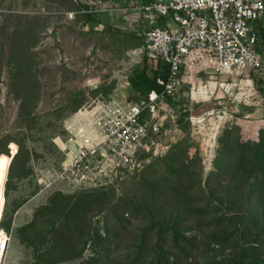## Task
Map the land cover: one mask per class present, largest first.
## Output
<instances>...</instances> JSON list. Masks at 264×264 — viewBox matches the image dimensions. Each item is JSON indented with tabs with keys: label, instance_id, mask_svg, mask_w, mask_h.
<instances>
[{
	"label": "rangeland",
	"instance_id": "rangeland-1",
	"mask_svg": "<svg viewBox=\"0 0 264 264\" xmlns=\"http://www.w3.org/2000/svg\"><path fill=\"white\" fill-rule=\"evenodd\" d=\"M100 2L106 7L94 0H0V156L23 148L10 172L3 166L5 192L0 174V221L11 233L2 264L50 261L66 250V231L77 246L56 264H264V173L236 163L239 144L258 141L264 128V74H221L210 58L194 54L179 92L193 102L194 118L157 137L136 172L101 189L44 186L64 158L74 114L101 98L136 94L129 78L144 66L142 19L130 1ZM85 3L98 22L84 20ZM49 122L54 127L45 129ZM83 194L106 201L83 207L80 228L72 223L69 230L75 215L65 199L71 205ZM110 202L121 206L117 212ZM54 203L58 211L37 216ZM155 221L169 230L158 235ZM26 226L30 243L20 234Z\"/></svg>",
	"mask_w": 264,
	"mask_h": 264
},
{
	"label": "built area",
	"instance_id": "built-area-1",
	"mask_svg": "<svg viewBox=\"0 0 264 264\" xmlns=\"http://www.w3.org/2000/svg\"><path fill=\"white\" fill-rule=\"evenodd\" d=\"M123 1H130L129 8L142 19L139 52L147 55V72L160 88L139 99L111 95L76 112L66 124L64 158L44 186L64 182L81 190L100 188L140 166L156 138L178 128L182 112L189 111L185 120L194 118L192 106L174 103L194 54L210 58L221 74L264 65V0ZM170 20L177 26L171 27ZM160 63L168 66L167 77L156 76ZM0 231L3 262L11 233L1 221Z\"/></svg>",
	"mask_w": 264,
	"mask_h": 264
},
{
	"label": "trees",
	"instance_id": "trees-1",
	"mask_svg": "<svg viewBox=\"0 0 264 264\" xmlns=\"http://www.w3.org/2000/svg\"><path fill=\"white\" fill-rule=\"evenodd\" d=\"M145 2H149L151 0H144ZM100 0H94V4L93 6H97L99 7V3ZM128 3V1H123L122 4H126ZM90 8H92V5L91 4H83V9H84V12L82 13V16L84 18V20L86 22H98V19L96 18V13H94V11H92ZM139 35L141 36V33H139ZM142 37V36H141ZM260 38H261V42L262 44L264 45V28L260 30ZM145 57H144V60H143V64L144 66H142V68L136 72L135 74H133L132 76H130L129 78V82L130 84L133 86L134 88V91L136 92V94H132V95H129L130 97L132 98H135V99H139L141 97H144L148 94V92L152 89V88H160L158 87L157 85V81L155 78H152L147 70H148V64H147V55L144 54ZM247 72H249L250 75L254 74L255 76L257 74H264V65L258 69H248V70H245ZM244 71V72H245ZM167 72H168V66L166 64H163V63H160L158 68L155 70V74L156 76L158 75H162L163 77H167ZM255 80V79H254ZM186 83V82H184ZM184 85V84H183ZM183 85L182 87L180 88L179 92L182 90L183 88ZM260 91L264 94V84L262 85H259L258 86ZM27 95L25 94V96H23V99H26ZM25 101V100H24ZM23 101V102H24ZM173 101V100H171ZM174 103L176 105H184V104H187L189 106H194L192 103L193 102H189L188 101V98H185V97H182L180 95V93H178V99L176 101H174ZM82 104V99L81 100H78L76 101L75 103L72 104L71 106V110L72 111H76ZM25 114H29L30 112L28 111L27 112V108H25L24 112ZM189 114V111L188 112H182L180 114V117H179V126L178 127H181L183 126V124L188 121V120H185V116H187ZM30 118H32L31 116H28ZM37 121L34 120L33 123H36ZM55 124H53L52 122H49L46 124L45 126V129L47 128H53ZM33 126H31L32 128ZM35 127V126H34ZM44 131V128L43 130ZM167 133V134H172L174 132V129H170V130H166L164 131L162 134L164 133ZM161 134V135H162ZM12 143H15V142H11ZM22 150L23 148H21L20 150H17L16 151V147L13 146V154L11 155L10 153L6 154L7 157L5 156H0V164L2 166H0V174L3 178V191L5 192V186H6V182H7V179H6V176H7V169L3 166H7L9 165V172L10 170H12L14 164L16 163V161L18 160V157L19 155L22 153ZM238 157L236 159V163L241 167L243 168L246 172H253V171H261L264 173V128H261L260 129V138L258 141H248V142H245V143H240L239 146H238ZM147 152L143 153L142 154V161L144 162V160L147 158L148 154ZM28 156H29V151H28ZM12 161V162H11ZM9 163V164H8ZM11 165V166H10ZM138 167H136L134 170L135 172L138 170L137 169ZM132 170V171H134ZM132 171H128L126 172L125 174L127 176H129L131 174ZM8 172V174H9ZM134 172V173H135ZM8 178V176H7ZM101 188H105L104 187H100V188H94V189H101ZM187 188H190V187H187ZM94 189H91V190H94ZM187 193V191H186ZM6 194V193H5ZM197 196H199V199H202V196H201V192L198 191L195 193ZM77 195V194H76ZM76 195H73V196H68V195H65L66 198H69V197H76ZM106 201L105 199H99V198H96V199H89V196L88 194H83L82 196L80 195V197H76V200L74 202H71V205H70V202L66 201L65 199V204L70 206L68 209H69V212L70 214L72 215H75V217L73 218H68V222H67V227H69V230H71V224L72 223H75V225L72 227V229L75 227V228H78V226L81 225L80 221L82 220L81 219V215H79L81 213V210L84 209L83 207L85 206H88V208L92 205H95V204H101L102 202ZM210 202H211V199H210ZM58 203H54V205H51L50 206H44V207H41L40 209L37 210V216L42 214V215H49L50 213H55L56 211H58L55 207H58L57 205ZM207 206H212V207H217L216 205L214 204H209L207 203L206 204ZM109 207H111V212H114L115 211L117 212L118 209L121 207L120 205L116 204V203H113V202H110V205ZM219 211V210H218ZM69 214V215H70ZM78 215V216H77ZM221 221H223L224 219V216H222L221 218H219ZM77 221V223H76ZM154 225H156L158 227V232L160 235L161 233L163 232H166L168 231L169 229V226H163L161 225L160 222L158 221H155L154 222ZM4 227V226H3ZM29 227L30 226H26V227H22L20 229V234L22 235V237H26V240H28V242L30 243V238L28 237L27 235V232L29 230ZM80 228V227H79ZM78 228V229H79ZM68 230V231H69ZM60 231L56 230L54 228V231H52V233L54 234L53 237L51 238L52 241H54V245L55 246H58V243H59V240L58 238L56 237H61V236H58ZM70 236L69 232H65V234L63 235L62 239L66 242H64L65 244V249L62 253H57L55 257L51 258L50 261H45L41 258H38L37 260L34 261L33 264H56V263H60L61 261H65V260H70L72 256L70 257H67V252H71L72 249L73 251L75 250L76 246H77V242H69L67 241V237ZM93 238L95 240H97L98 242H101L103 240H108V238L106 237H101V236H97L96 234H94ZM62 240V241H63ZM161 249V248H160ZM81 252V251H80ZM163 251L161 250L160 252V255L161 257L159 259H163ZM100 255V254H99Z\"/></svg>",
	"mask_w": 264,
	"mask_h": 264
},
{
	"label": "bare ground",
	"instance_id": "bare-ground-1",
	"mask_svg": "<svg viewBox=\"0 0 264 264\" xmlns=\"http://www.w3.org/2000/svg\"><path fill=\"white\" fill-rule=\"evenodd\" d=\"M1 196H2V180H1V176H0V201H1ZM0 256H2L1 250H0ZM1 262H2V260H0V264H2Z\"/></svg>",
	"mask_w": 264,
	"mask_h": 264
}]
</instances>
